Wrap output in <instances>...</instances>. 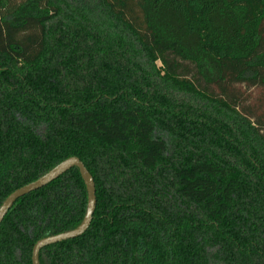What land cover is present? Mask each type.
<instances>
[{
	"label": "trees",
	"instance_id": "obj_1",
	"mask_svg": "<svg viewBox=\"0 0 264 264\" xmlns=\"http://www.w3.org/2000/svg\"><path fill=\"white\" fill-rule=\"evenodd\" d=\"M242 87L264 90V0H0V206L77 156L93 218L41 264H264V103ZM87 204L77 168L19 198L0 264Z\"/></svg>",
	"mask_w": 264,
	"mask_h": 264
},
{
	"label": "water",
	"instance_id": "obj_2",
	"mask_svg": "<svg viewBox=\"0 0 264 264\" xmlns=\"http://www.w3.org/2000/svg\"><path fill=\"white\" fill-rule=\"evenodd\" d=\"M72 168H77L79 170V173L84 181L87 190L88 204L84 218L78 226L71 230L39 239L33 246L32 264H41L39 260V253L44 247L79 237L86 232L92 221L93 214L96 208V188L93 176L79 157L70 156L59 162L37 180L16 189L3 201L0 206L1 224L7 212L12 208V206L19 198L48 185Z\"/></svg>",
	"mask_w": 264,
	"mask_h": 264
},
{
	"label": "rangeland",
	"instance_id": "obj_3",
	"mask_svg": "<svg viewBox=\"0 0 264 264\" xmlns=\"http://www.w3.org/2000/svg\"><path fill=\"white\" fill-rule=\"evenodd\" d=\"M158 64L160 65V62ZM240 92L242 93V98L245 99L244 106L259 105L260 101L264 103V90L242 87ZM261 111L264 112V106L261 107Z\"/></svg>",
	"mask_w": 264,
	"mask_h": 264
}]
</instances>
